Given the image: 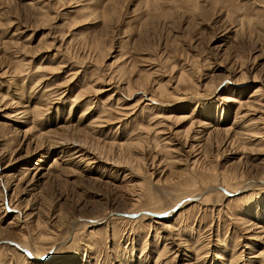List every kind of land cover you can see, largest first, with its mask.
<instances>
[{
	"label": "rangeland",
	"instance_id": "rangeland-1",
	"mask_svg": "<svg viewBox=\"0 0 264 264\" xmlns=\"http://www.w3.org/2000/svg\"><path fill=\"white\" fill-rule=\"evenodd\" d=\"M251 204L264 0H0V264H264Z\"/></svg>",
	"mask_w": 264,
	"mask_h": 264
},
{
	"label": "bare ground",
	"instance_id": "bare-ground-1",
	"mask_svg": "<svg viewBox=\"0 0 264 264\" xmlns=\"http://www.w3.org/2000/svg\"><path fill=\"white\" fill-rule=\"evenodd\" d=\"M138 93V92H137ZM187 93V92H186ZM252 101V100H251ZM241 105V104H240ZM239 106V105H238ZM238 108V107H237ZM40 109V106H38V108H33V109H31V111H32V113H33V117H39V116H41L43 113L42 112H38V110ZM196 112V111H195ZM244 114V113H243ZM238 115V114H237ZM246 115V114H245ZM241 117V116H240ZM245 117V116H244ZM240 119V118H239ZM245 119V118H244ZM243 119V120H244ZM241 120V119H240ZM246 121V120H245ZM251 121V123L249 124H243L242 126H241V128H243V129H241V130H236V131H234L233 132V135H232V137H231V142L233 141V139H234V141L233 142H235L236 140H238V141H240L241 143H243V145H247V144H251L252 142H254L256 139H257V136L256 135H258L259 133H260V130H261V127H259V125L258 124H256V123H254V121H252V119L250 120ZM245 128H244V127ZM128 142H130L131 143V141H128ZM157 142V141H156ZM198 144H195V145H191V149L194 147V146H199L200 147V141H198L197 142ZM159 144V143H158ZM122 145H123V143H122ZM133 144H131L130 146H132ZM242 145V144H241ZM260 145V144H259ZM258 145V146H259ZM251 146V145H250ZM121 147V146H120ZM163 147H164V144H161V149H163ZM166 147V146H165ZM198 147V148H199ZM121 150V149H120ZM195 150V149H194ZM122 151H123V149H122ZM167 153V152H166ZM81 154V153H80ZM169 156V155H168ZM131 157H128V160L130 159ZM172 158V157H171ZM76 159V158H75ZM141 160L142 159H139V161L141 162ZM198 161V160H197ZM128 162V161H127ZM130 162V161H129ZM135 165H136V169L137 168H139V164L137 163H135ZM251 186H255V185H253V183H248V184H246L245 186H242L243 188H241V192H245V191H248V190H250L252 187ZM196 198V197H195ZM256 201H262V199H260V200H256ZM250 202V201H249ZM132 205H134V204H132ZM252 205V204H251ZM264 208V206L263 207H261V209H263ZM258 207L256 206V204H253L252 205V208H251V210L250 209H248V212H250V211H252V214H254L255 212H257V215H259L261 218H263V220H264V210H263V212L262 213H259L258 214ZM261 212V211H260ZM247 213V212H246ZM144 215V214H143ZM256 215V214H255ZM254 215V216H255ZM253 216V217H254ZM256 217V216H255ZM255 219V218H254ZM259 220V219H258ZM236 221L237 222H239V223H241V225H243V226H247V228H248V226H252V224L250 223V221H251V218H249V216H244V217H239V218H236ZM261 223V222H260ZM251 224V225H250ZM255 225H257L258 227L257 228H259V231H257V233L258 234H256V233H250L249 234V236H247L249 239H250V241H256L257 240V242H262V243H264V231H263V228H264V224L263 225H259L258 223H255ZM182 243H184L183 241H182ZM246 244H248L249 245V247L251 248V244L250 243H245L244 245H246ZM254 244V243H253ZM199 245V244H198ZM206 245V244H205ZM235 245H236V243H235ZM165 246V245H164ZM200 247V246H199ZM236 247V246H235ZM164 248V247H163ZM162 248V249H163ZM257 248V247H256ZM260 248V247H259ZM264 248V247H263ZM194 249L196 250V252H198L200 249L198 248V246L197 245H194ZM199 249V250H198ZM253 249V248H252ZM162 251V250H161ZM238 251V250H237ZM252 251V250H251ZM203 252H205V251H203ZM207 252V251H206ZM205 252V253H206ZM258 252V251H257ZM256 252V253H257ZM261 252L263 253V251H259L258 252V254H253V255H251V256H254V257H257L259 254H261ZM27 254H28V252H26ZM234 253V252H233ZM201 252H198V253H195L194 255L196 256L195 257V259H198V258H202L201 257ZM192 255V254H191ZM241 255V254H240ZM187 256V255H186ZM239 256V255H238ZM194 257V256H193ZM193 257H190L191 259H194ZM233 257V256H232ZM235 257V256H234ZM233 257V259L231 260V262L233 263V264H238V262H239V260L240 259H238V258H234ZM230 258H231V256H230ZM143 259V258H142ZM188 259V263H189V261H191V259H189V258H187ZM38 260V259H37ZM226 260V259H225ZM227 262H229V261H227ZM226 263V262H225ZM193 264V263H192ZM227 264V263H226Z\"/></svg>",
	"mask_w": 264,
	"mask_h": 264
}]
</instances>
